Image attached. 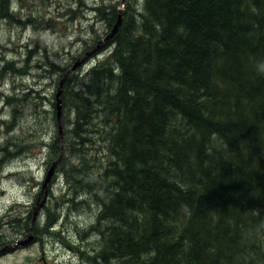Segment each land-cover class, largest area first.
Listing matches in <instances>:
<instances>
[{
    "label": "trees",
    "instance_id": "16d2710c",
    "mask_svg": "<svg viewBox=\"0 0 264 264\" xmlns=\"http://www.w3.org/2000/svg\"><path fill=\"white\" fill-rule=\"evenodd\" d=\"M11 1L0 0V20L51 25L24 21ZM135 1L138 9L126 0L108 54L69 72L63 136L54 112L46 143L48 163L63 152V202L97 208L84 231L96 246L72 248L92 264H264V0ZM91 10L110 32L118 5ZM9 72L29 69L0 63V77ZM37 91L3 93L4 104ZM7 150L0 145V165L19 157ZM21 206L0 224L38 236L41 221V231L54 229L56 215L34 219ZM1 225L0 241L12 239Z\"/></svg>",
    "mask_w": 264,
    "mask_h": 264
},
{
    "label": "rangeland",
    "instance_id": "374dc122",
    "mask_svg": "<svg viewBox=\"0 0 264 264\" xmlns=\"http://www.w3.org/2000/svg\"><path fill=\"white\" fill-rule=\"evenodd\" d=\"M11 2V7L24 21L32 18L42 20L46 25V21L51 20V25L42 28L32 22L20 24L0 20V63H16L17 67L27 66L29 69V73L23 76L9 72L0 77V145L8 149L6 152L11 150L19 154V157L0 165V216L19 202L23 211L37 210L36 217L50 211L52 216H57L54 229L63 231L59 237V234H51L54 230L51 227L48 231H41L46 225L43 226L44 221L41 220L38 226L40 236L33 229L24 234L10 226L4 227L5 223L0 224L12 235V239L0 241V264H92L72 246H80L84 249L82 251L96 246L95 234L84 232L96 220V206L74 205L70 208L64 203L69 186L57 169L49 183L48 199L42 203L43 198L37 200L35 195L42 189L47 172L57 159L48 163L46 143L56 129L52 102H55V93L63 77L59 72L50 74L47 67L49 69L54 61L69 68L85 57L76 69L83 71L108 54L111 43L110 39H106L109 32L106 23L97 20L91 13V7L104 0ZM105 2L115 3L120 9L126 7V0ZM136 3L133 0L135 8ZM32 87L39 91L29 94L25 102L20 100L14 105L4 104L3 93L21 95ZM78 89L80 86L75 88ZM37 95H43V99L36 98ZM60 202H63V215L59 214ZM23 240L28 242L14 246Z\"/></svg>",
    "mask_w": 264,
    "mask_h": 264
},
{
    "label": "water",
    "instance_id": "95a60500",
    "mask_svg": "<svg viewBox=\"0 0 264 264\" xmlns=\"http://www.w3.org/2000/svg\"><path fill=\"white\" fill-rule=\"evenodd\" d=\"M122 23V11L119 10L118 12V18H117V21L113 27V29L111 30V32L106 36V39L108 40L109 38H111L118 30L119 26L121 25ZM86 58H82V59H78L76 61V63H74V65L72 67H70L67 71H66V74L64 75V77L62 78L61 82L59 83V86H58V90L56 92V116H57V125H58V129L60 131V134L61 136H63V130H62V123H61V116H62V99H61V95H62V90H63V84L67 78V74L71 71V70H75L78 66H80V64L83 63V61L85 60ZM63 152L61 153V155L55 160L53 161V163L51 164L48 172H47V175L45 177V180H44V183H43V189L45 190V199L44 201L46 200L47 196H48V191H49V183L51 182L54 174H55V170H56V167H57V164L62 156ZM36 214H37V210H35L34 212V219L36 217ZM31 239V237H30ZM28 242L27 240H23V241H18L17 244H15L14 246L16 245H20V244H24Z\"/></svg>",
    "mask_w": 264,
    "mask_h": 264
},
{
    "label": "flooded vegetation",
    "instance_id": "af4514ba",
    "mask_svg": "<svg viewBox=\"0 0 264 264\" xmlns=\"http://www.w3.org/2000/svg\"><path fill=\"white\" fill-rule=\"evenodd\" d=\"M42 193H43V191L40 190V192L39 193L37 192L36 195H37V200L41 199V197L43 198L42 199V203H43L44 202V199H45V194H44V196H42ZM48 197H49V191H48ZM48 197H47V199H48Z\"/></svg>",
    "mask_w": 264,
    "mask_h": 264
},
{
    "label": "bare ground",
    "instance_id": "6f19581e",
    "mask_svg": "<svg viewBox=\"0 0 264 264\" xmlns=\"http://www.w3.org/2000/svg\"><path fill=\"white\" fill-rule=\"evenodd\" d=\"M95 53V52H94ZM69 74V73H68ZM68 74H67V76H68ZM61 82V81H60Z\"/></svg>",
    "mask_w": 264,
    "mask_h": 264
}]
</instances>
